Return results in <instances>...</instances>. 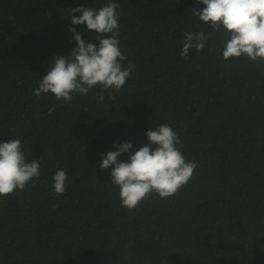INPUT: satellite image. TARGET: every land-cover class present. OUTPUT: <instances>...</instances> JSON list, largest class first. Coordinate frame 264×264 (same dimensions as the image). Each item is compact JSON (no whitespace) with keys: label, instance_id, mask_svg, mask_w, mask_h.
Instances as JSON below:
<instances>
[{"label":"trees","instance_id":"trees-1","mask_svg":"<svg viewBox=\"0 0 264 264\" xmlns=\"http://www.w3.org/2000/svg\"><path fill=\"white\" fill-rule=\"evenodd\" d=\"M112 2L136 67L115 100L96 86L64 103L33 91L77 47L72 8L108 0H0V143L19 139L41 161L34 187L0 198V264H264V61L224 60L226 35L192 15L197 0ZM201 31L208 44L186 60L184 34ZM161 124L197 168L178 194L129 211L101 154L116 142L134 153ZM60 168L67 191L54 195Z\"/></svg>","mask_w":264,"mask_h":264},{"label":"clouds","instance_id":"clouds-1","mask_svg":"<svg viewBox=\"0 0 264 264\" xmlns=\"http://www.w3.org/2000/svg\"><path fill=\"white\" fill-rule=\"evenodd\" d=\"M205 5L192 10V15L208 24L214 32L226 35L222 50L224 60L247 58L252 62L264 61V0H197ZM119 5L108 0L99 9L86 6L71 10L70 32L74 33L75 47L70 56L56 55L54 63L39 81L33 95L53 94L57 101L70 103L74 94L87 95L96 86L108 92H119L126 84L136 65L129 62L120 50ZM76 13H81L77 16ZM86 25L96 34L98 43H87L75 26ZM209 36L203 31L184 34L181 56L190 59L194 49L200 53L208 44ZM98 99L103 101L104 95ZM55 105L49 107V115ZM149 143L132 152L133 143L116 142V151L101 154V169H111V184L119 188L121 206L129 211L136 209L155 193L162 199L178 194L192 178L197 164L187 161L178 147V134L169 124H161L146 132ZM128 154L122 160V154ZM41 161H28L21 140L12 138L0 143V198H6L34 187L40 178ZM67 172L60 168L53 177L54 195L66 193Z\"/></svg>","mask_w":264,"mask_h":264}]
</instances>
